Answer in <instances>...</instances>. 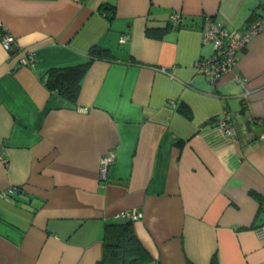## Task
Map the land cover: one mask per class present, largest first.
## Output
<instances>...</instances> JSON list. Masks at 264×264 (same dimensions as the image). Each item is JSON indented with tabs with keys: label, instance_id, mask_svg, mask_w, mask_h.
I'll return each instance as SVG.
<instances>
[{
	"label": "crops",
	"instance_id": "obj_1",
	"mask_svg": "<svg viewBox=\"0 0 264 264\" xmlns=\"http://www.w3.org/2000/svg\"><path fill=\"white\" fill-rule=\"evenodd\" d=\"M260 16L264 0H0L20 51L0 40V264H99L104 224L127 212L148 264H264V35L215 83L197 68L215 52L205 19L237 38ZM94 46L113 58L88 66L76 103L46 87Z\"/></svg>",
	"mask_w": 264,
	"mask_h": 264
},
{
	"label": "trees",
	"instance_id": "obj_2",
	"mask_svg": "<svg viewBox=\"0 0 264 264\" xmlns=\"http://www.w3.org/2000/svg\"><path fill=\"white\" fill-rule=\"evenodd\" d=\"M107 10L110 12L108 19H111L115 14V9L107 6ZM167 28H147L146 33L151 38H161L168 30ZM2 34L0 29V36ZM12 49L15 51L10 53L11 56L19 51L17 48ZM88 57L90 61L82 64V66L49 70L45 79L46 87L56 95H61L71 104L76 103L83 82L82 79L88 70V66L95 60L110 61L113 58L108 49L99 46H94L88 53ZM178 112L188 119L192 117L184 103L180 104ZM0 158L4 160L2 150L0 151ZM132 223L133 221L130 219L118 217L114 219V222L104 224L103 256L99 264H148L150 262L147 251L135 236Z\"/></svg>",
	"mask_w": 264,
	"mask_h": 264
},
{
	"label": "built area",
	"instance_id": "obj_3",
	"mask_svg": "<svg viewBox=\"0 0 264 264\" xmlns=\"http://www.w3.org/2000/svg\"><path fill=\"white\" fill-rule=\"evenodd\" d=\"M169 27L170 29L177 30L182 22V16L179 13H173L169 16ZM264 35V16H260L258 19L250 20L246 29L237 38L232 37L225 26L215 20L205 19L203 23V39L205 43L213 44L214 55L202 62L197 63V68L200 75H206L211 83H215L222 76L226 75L227 72L232 70L237 64L238 55L244 48L248 45L250 40L254 37ZM1 45L5 51L10 54L15 50L12 48H17L15 38L11 35H7L3 32L0 36ZM127 38L122 36L120 38L121 42H125ZM19 50V48H17ZM18 51L15 55L19 54ZM31 56L25 55L21 58L20 64L28 65L31 63ZM217 128L220 130L221 134L230 137L233 134V126L226 120H218ZM264 136L262 137V139ZM114 160V155L110 154L102 159L101 171L99 177L103 181L107 180V172ZM19 192L17 187H12L7 189L1 194L2 198H11L16 193ZM264 217V206L262 208ZM122 219H130L135 222L141 218V214L138 212H127L120 216ZM258 239H264V224L257 229Z\"/></svg>",
	"mask_w": 264,
	"mask_h": 264
},
{
	"label": "flooded vegetation",
	"instance_id": "obj_4",
	"mask_svg": "<svg viewBox=\"0 0 264 264\" xmlns=\"http://www.w3.org/2000/svg\"><path fill=\"white\" fill-rule=\"evenodd\" d=\"M14 56V55H13Z\"/></svg>",
	"mask_w": 264,
	"mask_h": 264
}]
</instances>
